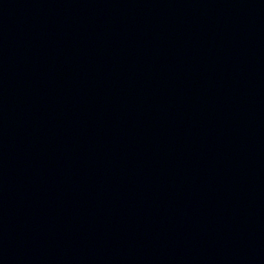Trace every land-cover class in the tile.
Returning a JSON list of instances; mask_svg holds the SVG:
<instances>
[{"label":"water","instance_id":"water-1","mask_svg":"<svg viewBox=\"0 0 264 264\" xmlns=\"http://www.w3.org/2000/svg\"><path fill=\"white\" fill-rule=\"evenodd\" d=\"M0 264H264V0H0Z\"/></svg>","mask_w":264,"mask_h":264}]
</instances>
